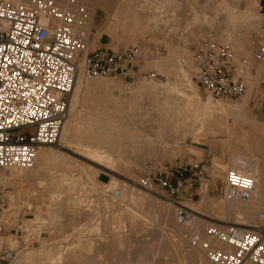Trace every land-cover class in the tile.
<instances>
[{
  "label": "rangeland",
  "instance_id": "obj_1",
  "mask_svg": "<svg viewBox=\"0 0 264 264\" xmlns=\"http://www.w3.org/2000/svg\"><path fill=\"white\" fill-rule=\"evenodd\" d=\"M56 2L61 7L70 4L67 0ZM114 2L117 5L113 3L112 16L99 7L94 9L93 5H81L90 17L92 44L100 42L102 46L115 51L140 46L142 54L137 63L139 72L128 79L116 76L85 80L81 76L82 83L89 84L90 88L88 91H79L73 103L74 110L70 109L72 91L67 120L72 123L81 113L83 115L96 109L113 114L123 112L126 118L131 120L132 117L137 124L149 126L145 135L152 143L141 141L134 150L128 146V153L124 155L125 163L120 171H105L110 179L118 182L108 186L94 180L93 183L87 182L86 177L91 175V169L98 166L77 154L74 144L59 142L54 147L40 148L55 153L46 174L40 171L22 184L0 183V189L4 188L11 199L7 210L8 229L13 233L22 228L18 235L24 240V244L18 245L15 235L7 238L16 249L14 262L10 264H47L49 258H53L54 264H122L128 259L130 264H211L187 241L188 229L175 222L172 198L161 188L154 187L150 192L140 185L143 177H165L166 172L187 163L201 162L206 167V171L192 181L199 187V196L193 201L183 199V203L197 213L196 230H202L208 224H234L214 213V209L225 202L223 179L226 171L220 168L215 171L216 175L211 172L215 170V163L231 160L221 147L224 133L219 129L211 132L205 125L202 132L196 134V140L191 129H173V125L165 124L159 135L158 128L162 125L163 117L159 114L163 113L165 98L171 97L176 100L171 106L174 118H177L176 108L182 107L184 100L169 91V87L176 79L175 73L181 68L198 97L201 100L208 97L195 83L189 62L192 51L203 40L227 42L237 58L249 60L251 51L259 44L264 45V0H177L194 5L197 12L195 18L198 16V20L195 19V22L192 19L194 24L189 26L191 29L186 33L181 31L182 23L178 27L180 30L155 31L149 20L156 10H162L164 3L170 6L173 0ZM245 9L251 11L254 23L244 21L241 12ZM136 18L140 24L131 25ZM251 26L254 27L250 29ZM173 57L175 60L170 68L168 62ZM185 60L187 62L183 63ZM142 74L153 76L145 77ZM243 78L247 92L242 96L210 99L214 103L218 101L235 105L248 93L244 114L250 121L241 126H254L260 134V147L264 152V66L250 60ZM145 112L149 113L147 117ZM94 171L97 173L98 169ZM63 174H67L64 181L61 179ZM113 188L123 190L124 196L116 200L105 192ZM208 200L213 204L212 207L215 204L217 206L204 210L202 203ZM35 216L36 219L27 221ZM253 221L243 226L255 224L257 218ZM57 252L61 258H56Z\"/></svg>",
  "mask_w": 264,
  "mask_h": 264
},
{
  "label": "built area",
  "instance_id": "obj_2",
  "mask_svg": "<svg viewBox=\"0 0 264 264\" xmlns=\"http://www.w3.org/2000/svg\"><path fill=\"white\" fill-rule=\"evenodd\" d=\"M89 25L85 7L74 2L61 7L56 0H0L1 172L29 170L40 148L58 145L79 73L90 80L116 76L128 79L139 72L140 46L115 51L93 45ZM250 60L264 66L263 44L251 51ZM250 60L237 58L227 42L206 39L192 51L189 62L195 83L207 96L223 100L247 92L243 75ZM205 171L201 162L187 163L166 172L165 177H143L140 185L150 192L154 187L161 188L175 198ZM255 185L250 173L232 164L224 174L223 198L227 202H246L253 197ZM105 192L116 200L119 197L116 188ZM172 202L175 222L188 229L187 241L211 264H264V212H258L257 222L248 227L225 223L196 230L197 213ZM10 205L11 199L2 188L0 264H10L16 256L8 237L15 235L18 245L24 244L18 235L22 228L7 231Z\"/></svg>",
  "mask_w": 264,
  "mask_h": 264
},
{
  "label": "bare ground",
  "instance_id": "obj_3",
  "mask_svg": "<svg viewBox=\"0 0 264 264\" xmlns=\"http://www.w3.org/2000/svg\"><path fill=\"white\" fill-rule=\"evenodd\" d=\"M4 1L17 2L19 0ZM114 1L115 0H67V2L69 3H80L78 4L79 6L93 5L92 8L94 9L95 7H99L103 9L107 15L111 16L113 14L111 13V10L113 3H115ZM187 2L179 3L177 2V0H173V2L169 3L170 6L164 3L163 6H161L162 10H156L157 12H155L153 16L149 18V20H151L150 22L153 28L156 29L155 31H159V29L167 32H170L171 30H180L178 29V27H180L181 23L183 24V30L181 31H184L185 33L189 31L193 26L191 25L193 23L192 19L193 21L195 19L198 20V16L197 18H195L197 15L195 6ZM121 4L122 1L120 2V5ZM114 5L117 4L115 3ZM241 13L242 17L244 18V21L248 23H254L252 20L253 15L251 14V11L249 9H245ZM134 16L137 17L138 14H134ZM190 18L191 20H189ZM111 19H113V17ZM139 24L140 23L137 21V18L134 20V22L131 23V25L133 26H137ZM146 25L148 27L147 23ZM190 25L191 27H189ZM253 27L254 26H251L250 29H252ZM174 60V57L169 59L168 67L171 68L173 66ZM175 74L176 79L170 85L169 91L181 97L184 100V103L182 104V107L178 106L176 108L175 114L177 118L175 119L174 112L172 111V106L176 100L172 99L171 97L165 98V106L163 107V113L159 114L163 115V117L161 118L162 125L158 128L159 135H161L165 124L173 125V129H177L178 127H181L184 130H188L187 128L191 129L194 134V139L197 138L196 134L198 132H202L205 125L208 126L209 131L211 132H213V130H221L224 133L220 141L222 144L221 147L223 151H226L228 153V159L231 160L227 163H215V170L211 172V174L213 173L212 175H216L215 171L217 169L221 168L226 171V169L230 165L237 164L239 166V171L244 173H250L255 178L256 185L255 192L250 200L246 202L225 201L226 203L224 202L223 204H220L218 206L215 204L213 207L217 206V208L214 209V213H216L221 218L225 219L226 222L228 220L233 221L234 224L238 225L251 224L252 222H254L253 220L255 219V217L257 218L258 212H264V191L262 189L264 188V152L260 147V134L259 132L255 131L254 126L252 124H245L246 126H241L246 121H250L245 116V106L248 101L249 94L247 93L246 96L242 99V101L235 105L225 104L218 101L214 103V101H212L209 96L206 99L201 100L198 97L193 85L186 77V73L184 72V70L181 68L177 70ZM89 88V84L82 83L81 75L79 73L74 84L72 95L73 97L70 109H73V103L74 101L76 102V96L79 91H88ZM156 111H158V109H156ZM148 115L149 113L145 112V117H147ZM126 117L127 116L124 115L123 112L113 114L111 111H102L96 109L93 111L86 112L83 115L81 113V115L77 116V120H74V122L72 121V123H70V120H67L63 125L59 142H63L64 144H74L76 147L77 154L83 156L85 159L98 166V168H94V170L98 169L97 173L96 171L91 169V175H88L86 177V180H88L87 182L92 180H94L95 182H99L97 180V175L99 172H119L121 166L125 163L124 155L128 153L126 149L128 146L131 147V150H134L135 145H139L141 141L152 143L148 135H145L147 129H149V126H141L140 124L134 122L132 117L131 120ZM127 119L129 121H127ZM141 123H143L144 125V122ZM54 158V152L50 153V151L48 152L45 149H40L38 151L34 165L31 169L10 170L8 172L0 173V183L6 184L9 182L22 184L27 181L29 177L36 175L38 172L43 171L45 173L47 170H49ZM64 173H66L65 170ZM66 177L67 174H63V178L61 179L64 181L66 180ZM113 183L116 184L118 182L116 181V179H110L108 183L102 182V184H104L105 186H108L109 184ZM118 191L119 200L124 196V191L119 189ZM53 197H55V195ZM212 205L213 204H211L209 200L207 202L202 203V207L204 210L210 207V209H212ZM159 210L161 209L159 208ZM217 215L215 217H218ZM34 219H36V216L33 219H27V221L31 222ZM170 230L171 229L169 228V231ZM59 257L61 258V254L57 252L56 258ZM49 259L50 260H47L46 263L54 264L53 258ZM117 262L120 263V261ZM124 262L122 264H130V259L126 261L124 260Z\"/></svg>",
  "mask_w": 264,
  "mask_h": 264
},
{
  "label": "crops",
  "instance_id": "obj_4",
  "mask_svg": "<svg viewBox=\"0 0 264 264\" xmlns=\"http://www.w3.org/2000/svg\"><path fill=\"white\" fill-rule=\"evenodd\" d=\"M100 42H98V44L96 45H102ZM95 45V44H94ZM263 66V65H262ZM262 120L264 122V111H263V115H262ZM97 180L101 183V182H108V174L104 173V172H99L97 175ZM4 189V188H3ZM199 187L196 185L195 182H193V184L191 186H184L179 195L175 198H172V200L177 201L178 203L186 206L183 203V199L186 201H193L194 198H196L197 196H199V192H198ZM1 190V189H0ZM187 207V206H186ZM189 208V207H188ZM8 233H10L9 229L7 230ZM5 234V233H4Z\"/></svg>",
  "mask_w": 264,
  "mask_h": 264
}]
</instances>
